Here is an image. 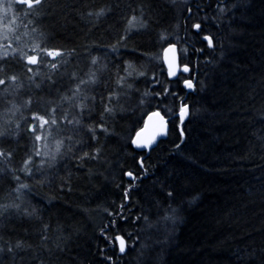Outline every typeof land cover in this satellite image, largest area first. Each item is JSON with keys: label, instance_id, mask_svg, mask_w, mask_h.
Segmentation results:
<instances>
[{"label": "trees", "instance_id": "1", "mask_svg": "<svg viewBox=\"0 0 264 264\" xmlns=\"http://www.w3.org/2000/svg\"><path fill=\"white\" fill-rule=\"evenodd\" d=\"M11 1L0 49V130L9 134L0 147L12 155L0 158V205L35 214L9 208L0 217V262L264 264V0H48L39 10ZM37 43L64 55L26 65ZM170 44L189 69L174 80L160 57ZM90 77L79 98L63 99ZM101 94L116 96V112L97 143L87 126L100 122ZM154 111L168 119L167 134L139 153L131 137ZM33 113L57 121L41 135L47 155H35ZM74 117L82 125L69 124ZM100 144L102 159L78 167L80 149ZM29 155L31 176L22 170ZM20 183L28 188L18 194ZM116 235L133 245L122 256Z\"/></svg>", "mask_w": 264, "mask_h": 264}, {"label": "snow or ice", "instance_id": "2", "mask_svg": "<svg viewBox=\"0 0 264 264\" xmlns=\"http://www.w3.org/2000/svg\"><path fill=\"white\" fill-rule=\"evenodd\" d=\"M18 3L24 5L28 10H39V7L42 6L43 4H47L48 3V0H17ZM118 2V0H117ZM11 5H8L7 8L10 10L11 9ZM189 12H191V9H189ZM103 13H98L97 15H102ZM89 15H91V13H89ZM145 26V25H142V27ZM193 27L195 28V30L197 31V33H199L200 31V28H201V25L200 24H195L193 25ZM33 31H35V29H33ZM163 38V37H162ZM122 41L126 39V37H121L120 38ZM204 40H206L208 42V47H213V41L211 39V37L209 36H204L203 37ZM115 45L113 46V48L115 49ZM166 51H174L173 49H168ZM33 52H35V55H23L22 58L24 59V62L26 65H37V64H40V63H43L45 62L48 58H51L52 61H54L56 59V57H60V56H63L64 53L61 52L60 50L58 49H49V48H46V47H42L41 44L37 43L34 48H33ZM71 54V53H70ZM4 57H7V53L4 54ZM2 59V58H0ZM92 63L95 64L96 63V59L93 58L92 59ZM50 67L51 69L55 70L57 68V63H50ZM3 71V68L0 67V72ZM28 71L31 72L32 69L31 68H28ZM183 71L187 72L189 71V69L187 67H184ZM141 75H143V73H141ZM169 75L170 76H174L176 75V72L172 71V64L170 63L169 64ZM94 76V74H93ZM8 79H10L11 81L15 82L17 80V76L13 75L11 77H9ZM123 79V78H121ZM95 83V80L93 77H90L88 81H85V80H81L79 84H77L76 86V90L75 92L73 93V96L72 97H68V96H65L63 99L64 100H75L77 98H79V95H80V85L82 84H86V83ZM7 83V80L6 79H0V85H5ZM185 86L188 87V88H192L193 87V84L190 80H186L185 81ZM37 87H40V85H37ZM128 87H131V85H128ZM5 91H7V89H5ZM165 95H167V89L165 90ZM85 99H87V97H85ZM93 101H95V97H92L91 98ZM116 99V96L110 94L108 97H107V102H105L104 98H103V95L101 94V99H100V103L103 104V111L99 114L100 115V122L99 123H96L94 126L93 125H88L87 126V131L89 133H91V137L90 139L92 141H96L97 143H99V137H98V134H97V130H99L100 132L104 133L105 137L109 136L111 133L109 132V129L108 127L106 126V122L108 119H114L115 117V112H116V108L115 106L113 105L112 101ZM143 102V101H141ZM28 103H32V100L29 99ZM80 109H86L88 108V105L87 104H84V103H80L77 105ZM91 111L92 110H89V115H91ZM53 112H55V109H53ZM187 107L186 106H182L181 109H180V120H181V123H183L186 115H187ZM154 115L156 116H159L160 113L157 112V113H154ZM33 121H39V125L38 127L40 129H44V127L46 125H49V123H51L52 125H55L57 123L56 119L55 118H52L51 121H49V119H46L43 115H39L37 113H33V117H32ZM64 119H67V116L64 117ZM161 120H163V117H161ZM68 123L69 124H76V125H82V119H79V118H73V120H68ZM30 131H32L34 134H35V140L36 141H40L42 139V136L39 135V134H36L37 133V125L33 124V126L29 129ZM8 131L7 130H0V138L8 135ZM181 135H183V132H181ZM139 137H140V133H137V138L136 139H132V144L135 145L137 148H143V147H148L152 141H148L147 144H143V143H140L139 142ZM46 138V137H45ZM71 139V138H69ZM76 143H79V144H84L85 142L84 141H76ZM0 144H2V140H0ZM63 145V141H57V144H56V153H60V149ZM179 147V146H177ZM68 152H71L72 151V148L71 146L68 148L67 150ZM80 151L83 152V155L77 157V159L79 161H81V163L78 165V167H83V161L84 160H96V161H100L102 159V153H103V145L100 144V146L98 147H95L94 151L93 152H88V151H83V148L80 149ZM41 153L39 152V150H36L35 151V155H40ZM47 155V153H45ZM65 153H62L61 155H64ZM12 155V152L9 151V152H5V150L0 147V158H8V157H11ZM51 160L53 162H55L56 160V154H52L51 155ZM32 163V156L29 155L28 158L24 161V168L22 169L23 171H25L26 174L28 175H32V168L29 167V165ZM43 163V162H42ZM52 165L50 164L49 167H51ZM141 166H143L142 164V161H141ZM0 172H3V169L0 168ZM127 175L129 176L130 179L134 180L136 177L133 175L132 172H128ZM15 179L17 181H19V177L16 176ZM46 179V177H45ZM28 188V185L27 184H23V183H20L15 189L14 191L18 194L21 193L22 189H26ZM69 190L70 187H69ZM169 196L172 195L171 192L168 193ZM17 199H19V196L17 197ZM9 208H15L17 210V214H23L25 216H28V217H33L34 214H35V210L33 209L32 212H28L26 209L24 210H21V205L20 204H16V203H13V204H9V205H0V217H3L4 216V213L8 211ZM47 227V226H45ZM3 240V237L2 235H0V241ZM115 240L116 241H119V251L121 253H123L126 249V242L125 240L120 237V236H116L115 237ZM25 245L20 243V242H17L15 244V248L16 249H22L24 248ZM4 251V249L2 247H0V253H2ZM8 251L9 252H12L13 249L12 247H9L8 248ZM0 264H2V262H0Z\"/></svg>", "mask_w": 264, "mask_h": 264}, {"label": "water", "instance_id": "3", "mask_svg": "<svg viewBox=\"0 0 264 264\" xmlns=\"http://www.w3.org/2000/svg\"><path fill=\"white\" fill-rule=\"evenodd\" d=\"M202 40L207 43L208 49H212V47L211 48L208 47V42L206 40H204L203 38H202ZM168 49H173L174 51H166ZM177 52H178V47L175 44H170V45L165 46L162 53H160L161 54V63H162V66H163L164 71H165V75H166L168 80H174L179 75H185V74H188V72H189V71H187V72L183 71L184 67H186V66H183V67L180 66L179 53H177ZM170 63L172 64V71L176 72V75H174V76L169 75V64ZM184 85H185V83H184ZM186 88L189 91L192 90V88H188V87H186ZM154 113H157V111L149 112V114L144 116L142 125L135 132L133 137H131L132 139H136L137 133H140V137H139L140 143L147 144L148 141H152V143L148 147H143V148H137L131 142V146L133 147V149H135L139 153L147 152L148 150H150V148L152 149V147H154L159 140L165 138L164 136H166V134H167L168 119L161 116L162 115L161 113L159 116L154 115ZM187 113H188V110H187ZM161 117H163V120H161ZM187 117H188V115H186L183 122L186 121ZM179 120H180V116H179ZM180 122H181V120H180ZM132 139H131V141H132ZM140 160H139V163H140ZM127 178H129L128 175H127ZM116 236H120V235H116ZM115 237H114V243L116 244V248H117L116 253L119 256H122V255H124V252H126V249L123 253H121L119 251V241H116ZM120 237H122V236H120Z\"/></svg>", "mask_w": 264, "mask_h": 264}, {"label": "rangeland", "instance_id": "4", "mask_svg": "<svg viewBox=\"0 0 264 264\" xmlns=\"http://www.w3.org/2000/svg\"><path fill=\"white\" fill-rule=\"evenodd\" d=\"M13 3H18V2L16 0V1H13ZM8 5L12 6V1L11 0H0V49L7 48L8 45L5 43L4 40H5V36L7 34H9L10 28H11V26L13 24V20H11L12 18H10V10L7 8ZM131 26H132V30H136L133 24ZM160 57H161V55H160ZM179 116H180V114H179ZM36 125H37L38 134L42 135V132H43L44 129H40L38 127L39 121H36ZM36 143H37V150H39V152L41 154L47 152L46 151L47 150V147H46L47 143H45L43 141V139H41L40 141H36ZM45 148H46V150H45ZM124 239H126V238H124ZM125 242H126V240H125ZM115 246H116V244H115ZM132 246H133L132 244H128L126 242V250L128 248H131Z\"/></svg>", "mask_w": 264, "mask_h": 264}, {"label": "flooded vegetation", "instance_id": "5", "mask_svg": "<svg viewBox=\"0 0 264 264\" xmlns=\"http://www.w3.org/2000/svg\"><path fill=\"white\" fill-rule=\"evenodd\" d=\"M194 31L196 32L195 28H194ZM202 41H203V40H202ZM204 42H205V41H204ZM205 43H206V42H205ZM206 44H207V43H206ZM176 46H177V45H176ZM178 52H179V49H178ZM178 52H177V53H178ZM179 62H180V58H179ZM180 66H182L181 63H180ZM182 67H183V66H182ZM185 75H186V74H185Z\"/></svg>", "mask_w": 264, "mask_h": 264}]
</instances>
